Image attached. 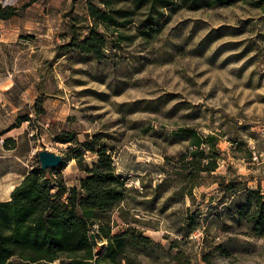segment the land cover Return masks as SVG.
<instances>
[{"label": "rangeland", "instance_id": "obj_1", "mask_svg": "<svg viewBox=\"0 0 264 264\" xmlns=\"http://www.w3.org/2000/svg\"><path fill=\"white\" fill-rule=\"evenodd\" d=\"M0 4L17 8L0 19V202L37 166L39 150L62 157L49 176L78 188L82 167L91 169L104 149L130 190L134 226L161 245L151 258L133 255L136 262L264 264V235L228 218L218 187L219 175L225 184L237 177L264 196L263 8L239 1L167 10L154 36L133 24L119 47L106 37L97 61L66 47L72 29L78 40L88 33L87 0ZM181 127L219 134L218 167L191 194L167 173L189 149L174 134ZM118 215L111 213L112 234L129 227ZM97 243L100 256L107 241Z\"/></svg>", "mask_w": 264, "mask_h": 264}, {"label": "trees", "instance_id": "obj_2", "mask_svg": "<svg viewBox=\"0 0 264 264\" xmlns=\"http://www.w3.org/2000/svg\"><path fill=\"white\" fill-rule=\"evenodd\" d=\"M34 2L36 0H30ZM264 9V0H87V14L92 19L88 33L78 40L72 29L66 44L71 52L104 58V48L119 47L125 36L122 30L135 24L139 35L160 32L168 11L182 6L189 10L202 7L230 6L237 2ZM99 5V7L95 4ZM17 8L0 4V19L14 17ZM98 26L106 33L98 31ZM108 34L109 36H106ZM78 40V41H77ZM189 139V149L179 157V166L167 171L185 181L187 192L196 187L203 174H211L218 167L221 151L217 147V133L202 135L181 127L174 133ZM92 151L94 148L85 145ZM98 159L90 169L82 167L85 176L79 187H67L63 181L49 176L37 164L31 173L10 192V199L0 202V264H139L133 255L154 256L160 244L143 235L139 221L129 215L124 179L116 174L114 163L104 149L98 150ZM228 177V176H227ZM219 175L218 187L225 199L224 209L233 222L250 226L254 236L264 235V196L259 189H247L237 177L225 184ZM53 183L55 190L52 192ZM66 195V201L63 196ZM241 195V196H239ZM242 198V203L239 198ZM118 210V218L129 227L112 234L111 213ZM96 226L93 233V227ZM93 237L95 241L93 240ZM97 238H105L106 247L98 256Z\"/></svg>", "mask_w": 264, "mask_h": 264}, {"label": "water", "instance_id": "obj_3", "mask_svg": "<svg viewBox=\"0 0 264 264\" xmlns=\"http://www.w3.org/2000/svg\"><path fill=\"white\" fill-rule=\"evenodd\" d=\"M37 160L40 170L43 172L48 171V169H56L62 165V157L49 150H39ZM93 240L95 241L94 237Z\"/></svg>", "mask_w": 264, "mask_h": 264}, {"label": "built area", "instance_id": "obj_4", "mask_svg": "<svg viewBox=\"0 0 264 264\" xmlns=\"http://www.w3.org/2000/svg\"><path fill=\"white\" fill-rule=\"evenodd\" d=\"M1 142H3V141H1ZM252 159L254 160V161H256V160H262L263 158H262V155L261 154H259V156H257V155H254L253 157H252Z\"/></svg>", "mask_w": 264, "mask_h": 264}]
</instances>
